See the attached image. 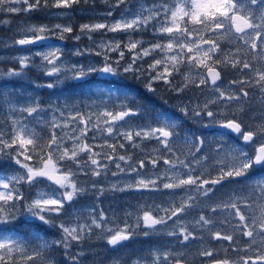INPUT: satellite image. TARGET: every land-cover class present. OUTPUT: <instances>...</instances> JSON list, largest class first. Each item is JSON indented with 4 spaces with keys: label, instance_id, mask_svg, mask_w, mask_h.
I'll return each mask as SVG.
<instances>
[{
    "label": "snow or ice",
    "instance_id": "snow-or-ice-1",
    "mask_svg": "<svg viewBox=\"0 0 264 264\" xmlns=\"http://www.w3.org/2000/svg\"><path fill=\"white\" fill-rule=\"evenodd\" d=\"M81 2L0 0V12L51 7L68 19L66 11ZM114 12L119 19L81 24L78 34L71 24L21 27L12 38L20 54L0 75L19 77L38 67L56 78L43 85L53 88L62 78L87 84L93 73L130 74L150 93L163 84L175 94L178 112L130 99L123 89L102 90L111 104L47 106L36 97L20 103L16 93L0 89L9 103L0 114V264H62L60 250L70 264H84L85 252L73 249L87 247L93 236L116 250L157 233L184 249L194 246V259L161 247L132 264H195V258L199 264H264V175L252 179L264 170V0H111L106 17ZM96 33L126 39L97 42ZM69 36L91 46L34 50ZM89 55L99 66L65 62ZM192 125L225 131L209 139ZM147 144L154 146L146 151ZM108 177L114 182L106 188ZM225 183L238 186L216 198ZM131 191L169 198L130 206L122 217L95 203L107 192ZM89 198L85 212L79 205ZM21 216L56 229L58 238L35 233L25 239L13 231Z\"/></svg>",
    "mask_w": 264,
    "mask_h": 264
},
{
    "label": "rangeland",
    "instance_id": "rangeland-1",
    "mask_svg": "<svg viewBox=\"0 0 264 264\" xmlns=\"http://www.w3.org/2000/svg\"><path fill=\"white\" fill-rule=\"evenodd\" d=\"M110 4V3H109ZM109 4L107 5V9L103 11H87L84 8H78L77 11L78 14L82 13H88L91 16H95L92 22L90 23H96V22H111L114 19H119L118 12H114L113 17H106L107 11L109 10ZM74 5L71 10L66 11V15L68 19L65 18V11L55 9L52 13L48 14V19L45 22L42 23H31L27 20H22L12 16L11 14H5L3 12H0V17L3 20H9L11 22L7 23L10 25L9 31H7L5 34L3 32L6 31V29L0 27V73H3L6 69L11 68L14 66L12 63V58L18 54H20L17 51V48L12 47V38L14 36H17L18 31L21 27H26L28 25H39V24H70V17L74 15ZM76 13V14H77ZM84 24V23H82ZM81 25V24H80ZM79 29V26L77 27ZM78 34V32H76ZM70 41L69 43H65V45H56L60 46L64 49L66 53H70L75 50L76 47L84 48V47H90L91 41L88 39L82 38L80 41H75L71 36H69ZM93 38L99 42L101 39L105 40H111L115 38H105L102 36H96L93 35ZM139 38V37H137ZM145 39H150L149 36H145ZM67 41V39H65ZM47 45L41 46V48H34V50H41L42 47H46ZM18 47V46H17ZM68 64H85V65H95L99 66V58L95 56H84V57H75V56H68L66 61ZM37 64H39V60L36 61ZM40 76L45 77L44 81L41 82L37 79L33 80V76ZM71 74L69 73V76ZM96 77H102L105 78L106 74L101 73H93L91 74ZM227 79H232V75H228ZM89 77V76H88ZM86 77V78H88ZM84 78V79H86ZM55 77H46L42 74L40 69L38 67H34L30 70H26L21 76L19 77H4L0 75V89H3L6 93L7 92H14L19 97H21L20 103H24L27 98L30 97H36L40 99L41 94H43L44 89L47 91H50L52 95H54V101H61L62 104L68 103V104H77L80 105L81 102L84 104H91V103H99L101 100L105 101L106 103L111 104V101L109 98L103 94L102 90L108 89L103 87H96L92 91V97L89 95H84L81 97H74L72 95V90L69 88V84L75 86L82 81L73 80V79H61V82L56 83V86L53 88H47L43 85L49 83V82H55ZM134 88V87H129ZM129 88L124 90L129 96L130 99L137 100L138 96L136 95L135 90L132 91ZM144 88V87H143ZM145 89V88H144ZM58 90V91H57ZM168 91L167 89H165ZM55 91V92H53ZM53 92V93H52ZM115 92V91H114ZM55 93V94H54ZM173 94V93H172ZM166 106L171 109L178 112V109L175 108V105L178 103L177 99L175 98V94L172 98H168L165 100ZM13 103H15V98L13 99ZM9 108V103L7 102V97L0 98V114L3 112H6ZM133 124L139 123V121L133 120ZM198 135H205L209 139L218 138L220 133L223 131L217 127L212 128H202L200 125H192V131H196ZM264 175V170L260 172L258 175L253 176L252 179H257L259 176ZM93 179H99V178H93ZM123 179V178H121ZM114 182V178L108 177L104 180H102V183L107 188L110 183ZM238 185L235 183L229 184L225 183L224 187L220 189V191L217 193V197L219 198L224 192H227L231 189H235ZM107 194V195H106ZM103 199L101 201L100 199L95 201V203L102 207L106 212H108L110 215L114 212L117 217H122L123 214L127 211H130V206H135L138 203L142 204L145 201L148 202H155L157 204L163 203L165 200H167L169 197L166 193H148V192H137V191H131V192H107ZM93 203V201L89 199H84L80 202L79 207L83 209L85 212H87L88 206ZM23 217V216H21ZM27 218V216H26ZM191 219V217H189ZM58 231H55L50 236L46 237L48 240L57 239L59 235ZM144 237L148 241V244H145L144 246H147V249H144L141 251V253H137L139 250V243L137 244V249H132L131 243L132 240L125 242V245L122 247H118L116 250H112L109 246H106V241H103L101 239H97L96 236H93L88 241V246L84 247L83 249H76L83 250L86 254L87 259L84 260V264H112L113 260H118L119 264H132V261L137 259L141 255H146L147 251L154 250L161 247H167L170 250L173 251H188L191 253L189 255V259H194V252L195 247H190L188 249H184L180 247L173 237H168L164 235L163 233H157L150 236H143L138 235L134 237L136 239L135 243L140 241V239ZM150 246V247H148ZM198 258H195L197 260ZM70 264V261H69Z\"/></svg>",
    "mask_w": 264,
    "mask_h": 264
},
{
    "label": "trees",
    "instance_id": "trees-1",
    "mask_svg": "<svg viewBox=\"0 0 264 264\" xmlns=\"http://www.w3.org/2000/svg\"><path fill=\"white\" fill-rule=\"evenodd\" d=\"M111 2V0H109V3ZM132 3H146V0H132ZM107 5L104 3V0H95V5H89L83 2L74 5V15L72 17H70V24L73 26L74 28V33L78 32L77 27L82 24V23H90L93 21V19L95 18V16H91L88 13H82V14H78L77 11L82 7L84 9H86L87 11H103L105 9H107ZM79 8V9H78ZM55 10V8H49V9H44L41 11H36V12H32V13H20V14H11L14 17H17L19 19L22 20H27L31 23H42L45 22L48 19V14L52 13ZM77 13V14H76ZM6 14V13H5ZM0 20H3L0 17ZM14 21V20H12ZM11 21V22H12ZM10 22V25H11ZM10 25L8 24H4V23H0V27L6 29L5 32H3L4 34L9 31L10 29ZM2 32H0L1 34ZM96 36H102L105 38H115L117 40H122V39H126L125 34L122 33H96ZM70 38H67V41L64 40L65 43H69ZM127 56V54H126ZM115 58V57H113ZM31 76H33V80L37 79L41 82L44 81L45 77H40V76H34V74H32ZM87 81V84H84V81H82L81 83L73 86L71 84H69V88L72 90V95L74 97H81L84 95H89L90 97H92V91L94 90V88L96 87H103V88H108V89H112L113 91H116L117 89H123V91L125 90V88H127L129 85L130 86H134L135 89L138 91L139 97L137 98V101H143L146 104H148L150 107L151 106H155L156 108H164L166 110H170V111H175L174 109L171 110L166 106V102L165 100H167L168 98H172L174 93H170L169 91H166V87L163 84H157L154 85V87L157 88L156 93H150L148 92L146 89H144V82L139 80V79H135L133 78L130 74L128 75H121L118 77H112V76H106L105 78L102 77H96L93 75H90L88 78L85 79ZM118 81H121L122 83L125 84H120ZM58 91V90H57ZM55 92V91H53ZM52 92V93H53ZM55 94V93H54ZM40 102L42 104H44L45 106L49 105V104H62L61 101H55L53 102L54 99V95L51 94L50 91H47L44 89L43 94H41L40 96ZM154 145L153 144H147V148L145 149L146 151L151 149ZM131 151V149H130ZM36 221H30L29 224L26 221H20L17 220L14 222V227H13V231L17 232L18 234H23V233H29V239L32 238V235L35 233H39L40 235L44 236L45 238L50 236L52 233H54L55 231H57L54 228H48V226H43L41 227L40 225H35ZM19 226H22L23 229L19 230ZM27 226H29V228H31L30 230L27 228ZM45 229H47L45 231ZM59 235V234H57ZM23 236V235H22ZM25 237V236H23ZM30 241V240H29ZM73 251H76V249H73ZM57 258L59 260L62 261V264H69V261L67 259V257L62 255V250L57 251ZM195 263L199 264V260H195Z\"/></svg>",
    "mask_w": 264,
    "mask_h": 264
},
{
    "label": "water",
    "instance_id": "water-1",
    "mask_svg": "<svg viewBox=\"0 0 264 264\" xmlns=\"http://www.w3.org/2000/svg\"><path fill=\"white\" fill-rule=\"evenodd\" d=\"M45 43H47V44H61V43H63V41L53 40V41H47Z\"/></svg>",
    "mask_w": 264,
    "mask_h": 264
}]
</instances>
